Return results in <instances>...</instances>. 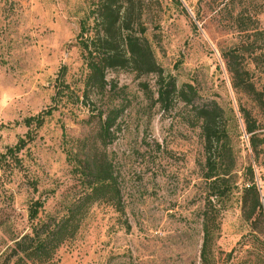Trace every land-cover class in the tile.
Masks as SVG:
<instances>
[{
    "label": "rangeland",
    "instance_id": "374dc122",
    "mask_svg": "<svg viewBox=\"0 0 264 264\" xmlns=\"http://www.w3.org/2000/svg\"><path fill=\"white\" fill-rule=\"evenodd\" d=\"M113 1L0 0V264L29 232L30 204H42L39 217L61 216L95 170L114 193L74 216L58 264H264V167L244 130L247 121L264 132V0ZM126 34L145 42L159 71L106 66L92 85L88 64L125 57ZM228 67L248 71L259 99L231 86ZM160 79L190 102L171 93L161 105ZM200 107L213 108L232 165L216 199L203 176ZM248 165L260 208L247 196L245 220Z\"/></svg>",
    "mask_w": 264,
    "mask_h": 264
},
{
    "label": "trees",
    "instance_id": "16d2710c",
    "mask_svg": "<svg viewBox=\"0 0 264 264\" xmlns=\"http://www.w3.org/2000/svg\"><path fill=\"white\" fill-rule=\"evenodd\" d=\"M110 4H113V0H108ZM109 4V5H110ZM110 6L106 5L104 16L109 18V23L113 22L112 10L108 11ZM108 11V12H107ZM102 15V14H101ZM112 18V19H111ZM110 25V24H109ZM260 34H264V30L258 31ZM125 57L117 55L112 52L102 56L96 62H90L89 67V79L94 86H100L103 75L101 69L106 66H125L129 65L132 69L138 72H155L157 66L151 56V52L144 41H139L137 37L126 34L125 36ZM255 64L259 62V57L256 56L252 60ZM264 64V61H262ZM229 66V65H228ZM231 77V86L238 91L250 95L253 99H259L258 93L254 90L253 85L249 82L247 76L248 71L246 69L238 70L233 67H228ZM99 83V85H98ZM157 101L161 105L165 106L169 97V94H175L180 99L189 103L188 92L183 89L176 88L173 79L166 81L160 79L159 86L157 88ZM196 119L199 121L200 133L203 140V151L205 153L203 168H205L204 178L209 180V197L215 199L220 196L218 192V186L216 183L220 182L224 185V177L229 174L228 168H232L223 162V153L226 150L220 137L216 135L213 122L215 114L213 108L200 107L196 111ZM29 119H25L27 123ZM41 117L37 118V123H40ZM111 125L109 116H105L98 127V137L104 141L106 135H108V128ZM245 133L249 134L248 143L251 152L256 158L260 157L259 164L264 167V132L262 134H255L253 125L249 123L245 124ZM23 140H18L14 147L8 148L6 152L12 150H18L21 148ZM244 182L245 187L241 188V205L242 213L244 214L246 206V197L251 196L252 208L259 207L258 195L255 183L253 181V170L251 166L245 167ZM264 169V168H263ZM93 175H90V181L85 189L83 195H81L77 201L70 207H67L61 216H44L39 217L42 209L40 202H34L30 204L27 209V221L29 223V232L23 234L19 238H15L12 243V248L3 260L2 264H58L59 256L58 250L63 247L66 242L73 239L75 227L72 225L71 220L74 216L79 215L82 212L84 205L92 204L95 201L101 199H107L106 194L109 192L114 193V189L111 185L110 178L106 175H101L99 171H94ZM228 188V187H227ZM215 190V191H214ZM229 190V189H228ZM252 217V213L244 214L245 220ZM207 219L202 222V245L200 250V258L203 261L206 259V250L209 242V233L207 227Z\"/></svg>",
    "mask_w": 264,
    "mask_h": 264
}]
</instances>
